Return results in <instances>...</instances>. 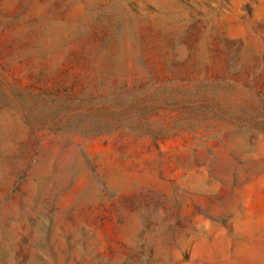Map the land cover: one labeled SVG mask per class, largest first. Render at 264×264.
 Segmentation results:
<instances>
[{"label": "rangeland", "instance_id": "374dc122", "mask_svg": "<svg viewBox=\"0 0 264 264\" xmlns=\"http://www.w3.org/2000/svg\"><path fill=\"white\" fill-rule=\"evenodd\" d=\"M0 264H264V0H0Z\"/></svg>", "mask_w": 264, "mask_h": 264}]
</instances>
